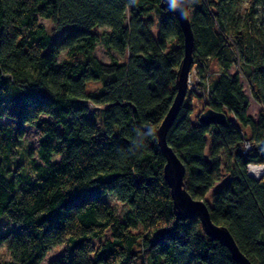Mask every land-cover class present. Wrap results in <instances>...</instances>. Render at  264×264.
<instances>
[{
    "label": "trees",
    "instance_id": "16d2710c",
    "mask_svg": "<svg viewBox=\"0 0 264 264\" xmlns=\"http://www.w3.org/2000/svg\"><path fill=\"white\" fill-rule=\"evenodd\" d=\"M161 1L168 0H0V117L9 119L0 123V244L8 256L0 264H39L58 245L47 264H240L197 218L172 212L156 131L175 94L183 34ZM242 1L187 0L198 86L206 88L205 72L219 73L206 101L187 89L166 142L184 166L185 191L206 203L211 222L251 264H264V182L245 168L264 163V109L254 120L238 74L227 73L240 62L264 107V0L244 10ZM40 18L64 28L54 39ZM101 25L107 30L93 31ZM99 41L107 62L93 54ZM89 82L99 84L91 90ZM192 97L203 104L198 113ZM87 103L100 106L102 125ZM207 108L232 116L200 123ZM24 125L36 129V157L20 150ZM242 127L254 143L245 153ZM220 153L232 161L208 201ZM107 193L128 206L121 216Z\"/></svg>",
    "mask_w": 264,
    "mask_h": 264
},
{
    "label": "water",
    "instance_id": "95a60500",
    "mask_svg": "<svg viewBox=\"0 0 264 264\" xmlns=\"http://www.w3.org/2000/svg\"><path fill=\"white\" fill-rule=\"evenodd\" d=\"M159 7L167 9L175 15L183 34V55L176 70L175 94L167 113L156 131L159 147L165 156L163 175L170 189L172 212L178 219L197 218L204 234L211 239H218L222 244L226 245L235 261L240 264H251L239 251L227 229L211 222L206 203L202 199L192 198L185 191L183 187L184 166L171 147L167 145L166 133L187 92L188 75L193 63L191 54L193 35L188 21L187 0L161 1ZM198 121L203 124L221 125L227 121V116L225 111L207 108L198 114Z\"/></svg>",
    "mask_w": 264,
    "mask_h": 264
},
{
    "label": "rangeland",
    "instance_id": "374dc122",
    "mask_svg": "<svg viewBox=\"0 0 264 264\" xmlns=\"http://www.w3.org/2000/svg\"><path fill=\"white\" fill-rule=\"evenodd\" d=\"M250 5V1L249 0H244L239 4L240 9L244 10L246 7H248ZM152 18L154 19L153 24L150 26V30L151 33L154 36H157L158 34V22L162 16V13L160 11H157L155 13L151 14ZM40 22H42L47 30V32L49 34H51V36L55 39L61 32V30L64 28V26H60L58 25L56 22L52 21L51 19H45V18H40L39 19ZM107 30V26L106 25H101V26H97L93 28V31L97 32L98 34L102 33L103 31ZM113 55L118 56L117 53H115L114 51H110ZM93 54H95L97 56L98 59H100L101 61L107 62L109 60V53L108 51L104 48V46L102 45V42L99 41L93 51ZM127 55V53H126ZM126 57V56H125ZM125 57L121 56L118 58L120 60H124ZM242 66V65H241ZM242 68V67H241ZM213 76L218 74V71H214L212 72ZM211 75V76H212ZM197 75H196V71L194 69V67L191 69L190 71V82H196L197 79ZM89 84V85H88ZM87 84V88L89 89H95L98 86V82H89ZM242 87H243V91L245 92V94L248 96L249 102H250V107H249V111L251 113H254L255 115L258 114V103L256 102V100H254V97L252 95V89L251 87H248V85L244 84V82H241ZM197 87V86H196ZM190 102H192V105L195 107V113H198V111L201 109V107L203 106V104L200 102V100L192 97ZM101 108L100 106L94 105L92 103H87V112L90 115L91 119L96 121L97 123H99V125L101 124V119H102V112H100ZM205 110V109H204ZM226 116L227 118H231L232 113L226 111ZM9 121V119L7 117H0V123L1 124H5ZM242 129L245 131V133L248 135L249 131L248 129L245 127H242ZM103 131H100L99 135L97 137H100L101 133ZM206 138V147H205V154H208V150L211 144V138L210 136L207 134L205 136ZM37 147V132L36 129L33 126L30 125H24V135L22 138V147L20 148L21 152H22V148L25 149H30L31 151V155H33V157H36V154H34V151ZM24 158V157H23ZM22 158V160L25 162V160ZM219 159L221 161V177L219 180L215 181L213 186L208 190V192L206 193L205 198L210 201L211 195L213 193L214 190H216L221 184L222 182L225 180L226 176H227V170L226 168L230 166L231 161L229 159V157L227 156V154L224 153H220L219 154ZM103 199H105L106 201L109 202V204L112 205V207L115 209V211L117 212V214L119 216L122 215V213L128 208V206L125 203H122L121 201L117 200L112 194L107 193L103 196ZM3 221H1L0 219V224ZM1 230V228H0ZM138 230V229H137ZM109 235V229L105 230L104 235L97 239V240H102L105 236ZM62 251V245H58L56 247H53L52 249H50L49 251L46 252V254L44 255V257L42 258V260L39 262V264H47L48 261L55 257L60 255ZM7 254H6V250H5V246L0 244V260L7 258Z\"/></svg>",
    "mask_w": 264,
    "mask_h": 264
},
{
    "label": "built area",
    "instance_id": "2783aa9c",
    "mask_svg": "<svg viewBox=\"0 0 264 264\" xmlns=\"http://www.w3.org/2000/svg\"><path fill=\"white\" fill-rule=\"evenodd\" d=\"M241 64L240 62H237V65L235 67L234 70H227V73L230 74V76L233 75V73H237L238 77L240 79L241 82H244V84L248 85V87H250V84L247 82L246 78H245V71L243 69V67L241 68ZM219 73V72H218ZM213 73L210 74V72H206L204 74V83L206 88H202L200 86H198V83H201L203 81V78L200 80L199 78L196 79V82H190V73L188 75V80H187V89L192 90L193 92H195L196 94L199 93H203L202 96V101H206L207 100V95H208V83L210 80V77ZM197 86V87H196ZM256 100V99H255ZM256 102L258 103L259 109L258 111L264 109V107L262 106V104L256 100ZM239 133L241 136V152L245 153L248 152L250 150L253 149L254 147V143L249 139L248 135L245 133V131L240 128L239 129ZM246 172L248 175H250L251 177L255 178V179H259V178H263V182H264V163H256V162H248L246 164Z\"/></svg>",
    "mask_w": 264,
    "mask_h": 264
},
{
    "label": "crops",
    "instance_id": "0c3cea01",
    "mask_svg": "<svg viewBox=\"0 0 264 264\" xmlns=\"http://www.w3.org/2000/svg\"><path fill=\"white\" fill-rule=\"evenodd\" d=\"M255 100V99H254ZM250 102H249V106H248V113L253 117V119L255 120L256 118H257V115H255L254 113H251L250 111H249V107H250Z\"/></svg>",
    "mask_w": 264,
    "mask_h": 264
},
{
    "label": "bare ground",
    "instance_id": "6f19581e",
    "mask_svg": "<svg viewBox=\"0 0 264 264\" xmlns=\"http://www.w3.org/2000/svg\"><path fill=\"white\" fill-rule=\"evenodd\" d=\"M207 72H210V74L212 73L211 71H207ZM206 73V72H205Z\"/></svg>",
    "mask_w": 264,
    "mask_h": 264
}]
</instances>
